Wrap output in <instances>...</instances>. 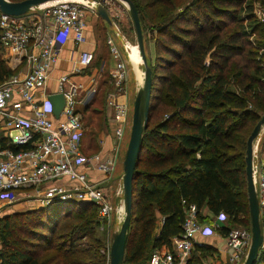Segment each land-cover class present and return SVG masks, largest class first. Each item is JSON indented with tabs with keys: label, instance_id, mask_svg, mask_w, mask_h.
Here are the masks:
<instances>
[{
	"label": "trees",
	"instance_id": "16d2710c",
	"mask_svg": "<svg viewBox=\"0 0 264 264\" xmlns=\"http://www.w3.org/2000/svg\"><path fill=\"white\" fill-rule=\"evenodd\" d=\"M131 1L139 8L137 0ZM200 1L183 8L190 6L191 21L168 28L169 38L180 50L162 41L167 44L162 58L168 67L177 65L176 69L161 73L152 67L149 117L132 177L122 264H150L155 247L170 248L171 237L182 230L184 209L191 203L198 218L202 217L199 208L207 206L215 214L226 212L233 226L249 228L244 156L251 130L247 135L244 130L261 116L257 110H264V60L258 57L264 56V21L256 16L252 0H212L214 6L211 0ZM228 21L239 22V26L226 33L223 29ZM192 23L197 26L191 28ZM250 32L257 34L254 40L249 39ZM107 49L104 43L100 46L96 64L107 58ZM92 52L94 59L96 51ZM13 71L0 54V83ZM104 82L98 92L103 103L109 85ZM160 105L172 111L149 126ZM98 113L105 119L102 110ZM85 117L91 119V115ZM85 132L84 128L81 141ZM97 209L92 201L72 200L14 213L13 219L23 221L22 235H16L10 217L3 216L0 264H107L106 244L95 235L99 220L91 215ZM71 215L75 220L55 235L60 219ZM35 216L37 224L33 223ZM34 236L43 238L44 244H34ZM85 238L87 242L81 244ZM50 249L53 254L40 256L39 250L47 253ZM254 264H264V250Z\"/></svg>",
	"mask_w": 264,
	"mask_h": 264
},
{
	"label": "built area",
	"instance_id": "2783aa9c",
	"mask_svg": "<svg viewBox=\"0 0 264 264\" xmlns=\"http://www.w3.org/2000/svg\"><path fill=\"white\" fill-rule=\"evenodd\" d=\"M83 7L77 0H56L18 15L0 12V39L3 49L7 50V63L11 68L21 66L0 83V201H11L27 188L44 186L41 194H35L40 203L52 199L92 201L98 206L99 217L104 218L112 209L104 184L112 172L114 155L100 151L86 154L81 150L84 126L76 106L82 84L70 78V70L60 71L54 89L46 88L51 70L64 59L59 53L67 40L75 46L73 60L78 66L89 65L93 59L91 50L78 48L85 40L87 24ZM262 11V7L255 5L256 16L264 21ZM106 42L115 59L110 69L114 85L107 94V101L120 122L114 128L119 139L124 128L129 127L127 119L131 114L126 102L118 100V96L126 94L127 68L112 37H107ZM52 92H61L64 97L58 117L53 115L48 98ZM260 132L253 147L252 173L263 247L264 129L262 136ZM214 219L225 221L227 214L219 211ZM212 233L214 225L202 224L191 203L184 209L182 230L171 237V247H155L149 263L188 264L197 235ZM224 237L230 249V264H240L250 242V230L232 226L226 229Z\"/></svg>",
	"mask_w": 264,
	"mask_h": 264
},
{
	"label": "rangeland",
	"instance_id": "374dc122",
	"mask_svg": "<svg viewBox=\"0 0 264 264\" xmlns=\"http://www.w3.org/2000/svg\"><path fill=\"white\" fill-rule=\"evenodd\" d=\"M86 1H87V4L92 6V7L85 6L87 4H84L83 13H84L85 20L88 23L89 28L90 27L92 28L94 38L99 40V43H100V41L102 42V44L104 43L108 48L107 49V51H108L107 52V58H106L107 61L105 64V69H107V67L109 66L108 58H109V54H110L109 46H108V44L105 43L107 37L115 38L116 43H117L116 47L118 48L119 52L122 55L121 59H123L126 63V68H127V79L126 80L127 81L125 84V88H126L127 101L129 104L128 107L130 110L129 113H131L133 98H134L135 91H136V86L141 85L142 80H143L144 66H143V62L136 63L135 61H133V58L131 56V54H132L131 47L132 46H138V45H137V39H136L135 30H134V25H133V22L131 20V16H130L128 7H127L126 3H124L122 0H86ZM193 1H195L196 3L201 2L200 0H168L167 3H160L159 4V2H155L154 0H137V2L139 3V8H137V11H138V15H139V20H140V25H141V30H142V36H143V48H144V52L146 55V63L151 68V71H152V67H153L154 71L157 70L158 72H161V73H163L164 70H175L176 69L177 65L173 66V67H168V62L166 61V59L162 58V56H163L162 54H164V47H166L167 44H169V46H175L176 50L177 49L180 50V47L178 45L174 44L172 42V40L169 38L172 35H171L170 31L168 30V28H171L172 24H175L176 22H179V24L181 26H183L185 23H188L189 21H191V17L188 16L189 12L187 11L190 6H188L184 10H183V8L186 5H189L190 2H193ZM244 1H247V0H244ZM252 1H253L252 5H256V6L259 5L260 7H262V10L264 9V5L261 4L260 0H252ZM237 2H239V1H237ZM98 3L105 7V9L107 10V12L110 16L111 22H107L104 18H102L97 13L95 6ZM210 4L214 6L215 3L211 0ZM262 13H264V12L262 11ZM170 23H171V26L169 25ZM246 23L247 22L244 21L243 25L244 24L246 25ZM226 24L227 25L223 29V32H226V33H229L231 30H234L239 26L238 25L239 22L228 21V22H226ZM189 26L191 28H195L197 26V24L192 23ZM263 27H264V25H263ZM256 36H257V34L250 32L249 39L254 40L256 38ZM261 40L262 39H260V42H261ZM162 41L167 42V44L163 43ZM6 51L7 50H4L2 47L0 50V54H1V57L3 58L4 62L8 65L6 57H5ZM140 56H141V54H140ZM168 56H169L168 60H171V62H173L172 60H174V58L171 57V55H168ZM258 57H260V60H264V56L258 55ZM96 60H98V52L97 51L94 55L92 67H98V64H96ZM20 68H21V66L15 67L13 73H16L18 70H20ZM136 71H139L138 72L139 77H138V74ZM139 80H140V83H139ZM155 85L156 86L159 85V83L157 82V79L155 81ZM100 96H101L100 94L97 96V100L95 102V105H93V106H101L102 107L103 101L101 100L102 98L100 99ZM99 102H101V103H99ZM171 111H172L171 107L168 105L158 106L155 109V111L153 112L152 117L149 119L148 125L149 126L154 125V123H156L157 120H159L163 117H166V115L169 114ZM257 112L260 115L264 112V110L259 109V110H257ZM99 116H102V115H99ZM91 118H92L91 119L92 122L85 123L86 124V132L84 135V139L82 141H80L81 150L84 148L83 143L85 145L87 142H88V144L90 143L92 148H94L93 150H96L99 146V144L97 146H93V144L90 141L89 135H90L91 128L94 129V128H99V126H102L103 118L98 117V116L96 117V115H92ZM96 118H99L101 122H99V119L97 121ZM83 120H84V118H83ZM127 121H128L127 126H129V128H130L131 114L128 115ZM254 123L255 122L246 126V128L244 130L246 132V135L249 133V131L251 130ZM263 129H264V125L261 129V132ZM262 134H263V132L261 133V136H262ZM261 136H260V138H261ZM126 140H127V138H126ZM257 140H258V137H257L255 143H257ZM254 147H255V144H254ZM93 150H87L88 153L86 151L85 152H86V154H90V153L95 152ZM124 151L125 150H123V151L121 150L119 155L116 154L115 161H117L118 169H117L116 173L113 171L109 175V179L104 184L106 187V194H105L106 198L112 204V209H111L110 214L107 217L100 218L99 214H98V212H96V210H93L91 212V215H94L99 220V224H97V226L95 228V235L100 236L102 241L105 242V244H106L107 249L105 248L106 249L105 251H107V253L105 252V254L107 256V264H108V258H109V246H110L111 239H112V232L115 231L116 229H118L119 224H120V222L123 218L124 212H125L124 207H123V202H122V191H120V190H122V187H121L122 159L124 156ZM118 152L119 151H117V153ZM117 157H118V159H117ZM114 166H116V162H115ZM29 192H32V191H29ZM27 194H28V192L25 190V191H22L20 194L16 195L11 201H0V218H2L5 215L10 217L9 220H11L12 230L15 232L16 235H22V233H23L22 230L25 228H23L24 227L23 221L19 220L18 217H17V219L15 218L16 220L13 219L12 214H14V213L16 214L19 212L22 213V212H26L30 209H37L38 208V206L35 203L36 202L35 199H34L35 202L30 200L24 204H21V200H26L25 198H26ZM115 208H116V210H115ZM33 215L34 214H31V217ZM73 215H71L70 217L65 216V217H62L60 219V221H59L60 223L58 225V228H56L55 235L61 231L62 226H64L65 224H68V223L75 220ZM34 218L35 219H34L33 223L37 224L39 219L36 216ZM31 221H30V223H31ZM159 223H160V221L158 219L157 226H159ZM0 226H1V224H0ZM243 227H245V226H243ZM249 230H250V223H249ZM87 240H88L87 238L83 239L81 244H85L87 242ZM32 242L34 244H37L40 246V245L44 244L43 242H45V241L43 238L39 239V238L34 236L32 238ZM39 254L41 257H43L46 254H53V249H50L49 251H47V253L42 252V250H39ZM225 259L227 261V256L225 257ZM227 264H230L229 260H228Z\"/></svg>",
	"mask_w": 264,
	"mask_h": 264
},
{
	"label": "crops",
	"instance_id": "0c3cea01",
	"mask_svg": "<svg viewBox=\"0 0 264 264\" xmlns=\"http://www.w3.org/2000/svg\"><path fill=\"white\" fill-rule=\"evenodd\" d=\"M85 40L81 42L78 46L80 49H86V50H95L98 51L100 49V46L102 45V42L94 38V34L92 32V28H89L88 23L86 24L85 30ZM108 44L107 42H105ZM112 43L116 46V40L112 37ZM109 46V45H108ZM74 44L71 40H67L61 47H60V56L64 59L70 58V60H64L62 59L52 70L50 73V77L47 81L46 88L54 89L56 87V77L60 73V71H69L70 70V78L80 82L82 84V87L79 89L78 99L79 102L76 106L78 112L80 115H84V120L82 119V122L84 123V128L86 129V124L92 122L91 119H85L87 116L91 114L96 115V117H99L98 109L99 111L102 110L103 116L105 119H103L102 126H99V128H91L90 131V141L93 144V146H98L96 150H93L92 146L88 142L83 146L82 149L83 152H87V150H93V151H100L104 154H113L114 155V164L116 162V166H113L112 172L114 171L116 173L118 166L117 161H115L116 154L119 155L120 151L125 150L128 136H129V127L124 128V133L121 136V138H117L116 134L114 133V128L120 124L118 120V116L115 113V110L112 105H110L107 101V94L112 90L113 88V79L110 73V69L115 63V59L113 58L111 52L109 54L108 63L109 66L107 69H105V65L107 59H102L101 62L98 64V67H92V64L90 66H78V64L73 60L75 51H74ZM77 48V47H76ZM104 71L107 73L105 74ZM137 74L139 71H136ZM139 77V74H138ZM127 79V78H126ZM101 80H107L108 87L105 94L104 103L101 106H93L95 105L96 100L94 99V96L98 95L99 89L102 88V86H105V82L101 83ZM141 80V79H140ZM139 80V83H140ZM127 81V80H126ZM126 84V82H125ZM137 87V86H136ZM124 100L126 102L127 106V95H121L118 96V100ZM129 108V107H128ZM130 111V110H129ZM103 118V117H102ZM97 121L99 118H96ZM99 122L100 119H99ZM127 138V140H126ZM256 146V144H255ZM117 151H119L117 153ZM85 152V153H86ZM118 159V157H117ZM91 174H94L98 177L101 176L100 173L94 172V170H89ZM111 172V173H112ZM110 173V174H111ZM103 176V174H102ZM109 179V177H108ZM44 186H38L34 188H27L26 191L28 194L26 195V200H21V204L26 203L27 201H34L36 200V205L38 207L45 206L47 204L53 203V202H64L67 203V201L72 200H61V199H52L49 200V202H44L43 204L39 202V200L36 198L35 194H41ZM25 191V190H22ZM20 191L19 194L22 192ZM32 191V192H29ZM121 191V190H120ZM39 192V193H37ZM25 197V196H24ZM21 198V197H20ZM23 198V197H22ZM33 198V199H32ZM35 199V200H34ZM199 215L202 217H199V220L202 224H208L212 223L214 225V233L212 234H198L197 235V242L194 245V248L191 250L190 256L188 257V261L194 262L197 264H227L228 262V256L230 253V249L227 247L225 243V237L224 233L227 228L232 227L233 224L230 223V220L226 219L225 221L215 220L214 216L215 213L210 211L207 206H202L199 208ZM159 221L161 220V216H158ZM247 228V227H245ZM249 229V228H248ZM262 250H264V246L262 247ZM227 256V261L225 257Z\"/></svg>",
	"mask_w": 264,
	"mask_h": 264
},
{
	"label": "water",
	"instance_id": "95a60500",
	"mask_svg": "<svg viewBox=\"0 0 264 264\" xmlns=\"http://www.w3.org/2000/svg\"><path fill=\"white\" fill-rule=\"evenodd\" d=\"M56 0H0V12L12 15H18L27 12L31 8ZM126 3L131 20L136 33L137 45L140 50L144 66V75L141 85L136 87L131 110V123L129 136L122 159V202L124 215L118 229L112 232V239L109 246L108 264H122L124 258L125 244L127 239V230L130 221L132 204V177L136 165L137 157L140 151V144L143 130L145 129L149 117L152 75L151 68L146 63V55L143 48V36L136 5L131 0H122ZM97 13L107 22H111L110 16L101 4L96 5ZM52 104V113L58 117L64 103V97L61 92H52L48 96ZM264 124V112L258 118L250 133L246 138L245 148V177L246 191L248 199V210L250 218V242L244 258L240 264H254L262 250L263 234L259 222V207L256 197V190L252 173V154L253 143L262 125Z\"/></svg>",
	"mask_w": 264,
	"mask_h": 264
},
{
	"label": "bare ground",
	"instance_id": "6f19581e",
	"mask_svg": "<svg viewBox=\"0 0 264 264\" xmlns=\"http://www.w3.org/2000/svg\"><path fill=\"white\" fill-rule=\"evenodd\" d=\"M77 1H79V2H81V3H83V4H87V1L86 0H77ZM53 2V1H52ZM42 4H46V3H42ZM42 4H40V5H42ZM88 5V4H87ZM132 50V51H131ZM131 52H132V54H131V56H132V58H133V61H135L136 63H141L142 62V58H141V56H140V50H139V47L138 46H132L131 47ZM138 65V64H137ZM141 74V73H140ZM264 125V124H263ZM263 125H262V127H263ZM262 129V128H261ZM256 139L257 138H255V140H254V143H253V146H254V144H256L255 143V141H256ZM115 210H116V208H115Z\"/></svg>",
	"mask_w": 264,
	"mask_h": 264
}]
</instances>
